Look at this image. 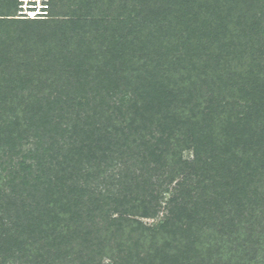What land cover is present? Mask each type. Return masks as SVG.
Segmentation results:
<instances>
[{
  "label": "trees",
  "instance_id": "obj_1",
  "mask_svg": "<svg viewBox=\"0 0 264 264\" xmlns=\"http://www.w3.org/2000/svg\"><path fill=\"white\" fill-rule=\"evenodd\" d=\"M129 4L106 63L0 53V264H264V0Z\"/></svg>",
  "mask_w": 264,
  "mask_h": 264
},
{
  "label": "rangeland",
  "instance_id": "obj_2",
  "mask_svg": "<svg viewBox=\"0 0 264 264\" xmlns=\"http://www.w3.org/2000/svg\"><path fill=\"white\" fill-rule=\"evenodd\" d=\"M20 1L0 0V19H6L0 20V53L3 52L2 59L7 56V61L11 60L12 64L14 63L13 60L18 62L19 56L25 60L29 58L31 61L27 64L36 63L38 66L35 67L36 69L48 68L47 66L54 63V59L58 64H63L62 67L71 62L73 64L70 66L78 65L79 61L84 58L87 61L98 59V63H106L113 60L118 54L111 53L113 52L111 50H121L122 44L129 48L125 42L130 41L122 36H125V28H129L124 26L126 20L124 17L126 16L125 11L130 8L131 0H50V2L49 0L45 2L38 0L37 3L30 0L29 4H37L38 8L39 5L47 6V15L39 16L33 19V22H27L25 18L17 14V11H14L15 3L20 4ZM122 8L124 9L120 13ZM16 10H18V6ZM117 13L123 16L113 19ZM132 14L136 17L131 15L128 21H133L138 25L141 15L139 9L132 11ZM75 22L77 23L75 24ZM134 29L136 30L137 26ZM117 34L121 38L117 37ZM112 36L116 39H113ZM108 38H111L112 41L109 40L108 42ZM117 40H120L119 43L122 44L116 48L115 42H118ZM100 43H105V46ZM110 53L115 56L111 57ZM15 55L18 56L16 59ZM256 55L259 58L264 57V49L259 50ZM122 57L120 62L125 61V56ZM41 58L46 60L39 61ZM27 67L30 68L31 66L27 65ZM85 68L82 69L83 72H85ZM63 69L66 70L67 67ZM121 110L122 112H119L116 117L117 120H120V129H123L122 119L126 117L123 109ZM180 156L181 160L190 161L193 159L192 150H184ZM183 178L184 174H173L169 167L156 172L152 181L156 183V188H158V183L162 184V187H159L161 194L158 210L153 217L139 218L142 223L153 227V225L163 223L173 217L176 212L174 204L178 203L181 206L179 193L182 189L179 190L176 187ZM0 216H2L1 211ZM104 264H110V261L104 260Z\"/></svg>",
  "mask_w": 264,
  "mask_h": 264
},
{
  "label": "built area",
  "instance_id": "obj_3",
  "mask_svg": "<svg viewBox=\"0 0 264 264\" xmlns=\"http://www.w3.org/2000/svg\"><path fill=\"white\" fill-rule=\"evenodd\" d=\"M30 0H21L20 4L18 5V10H17V14L20 16H22L25 19H36L39 16H46L47 15V11H46V7L47 6H40L39 8L37 6V4H29ZM36 3L38 2V0H34Z\"/></svg>",
  "mask_w": 264,
  "mask_h": 264
},
{
  "label": "clouds",
  "instance_id": "obj_4",
  "mask_svg": "<svg viewBox=\"0 0 264 264\" xmlns=\"http://www.w3.org/2000/svg\"><path fill=\"white\" fill-rule=\"evenodd\" d=\"M44 2L46 1V0H43Z\"/></svg>",
  "mask_w": 264,
  "mask_h": 264
}]
</instances>
